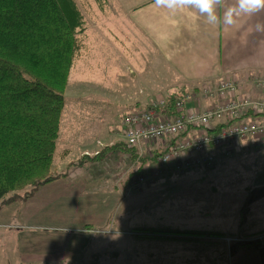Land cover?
<instances>
[{"label":"crops","instance_id":"1","mask_svg":"<svg viewBox=\"0 0 264 264\" xmlns=\"http://www.w3.org/2000/svg\"><path fill=\"white\" fill-rule=\"evenodd\" d=\"M75 1L84 16L85 30L83 34L89 42L88 44L87 42L86 44L83 43L82 34H80L81 49L84 47L85 50V46L86 48L98 46V40L95 36L90 39L87 37L86 31L89 28L95 31L101 29V31L112 34H114V31L116 32L114 35V40L117 42L116 62L119 65L122 64L121 68L123 70L122 74L118 75L119 77L117 76V86L123 94L136 96L132 102L139 95L145 98V96L162 94L163 91L166 92L165 95L167 96H191L194 92L197 94L203 87H216L219 80L224 77L241 81L244 93H247L245 90L250 88L249 90L254 91V94H256V88L253 84L247 83L251 82L256 76L264 75V31H256L255 29L257 23L264 24V11L253 16H242L237 24L227 26L223 24V15L226 9L235 3V0H221V3L217 5V12L221 18L220 24L214 27L208 25L206 19L196 13L195 10L183 9L172 14L167 9L157 7L155 0H100L97 2L99 6H94L89 10L83 9L84 0ZM106 3H108L107 6H105ZM103 54L108 56L110 51ZM95 55L97 56V54ZM76 57H80L79 53ZM128 72L133 75L128 76ZM137 86L140 87L138 88L140 89L139 92H137ZM185 99L187 109H202L200 111L206 110L210 107L208 105L213 103V100L207 98H204L200 103L194 102V97L189 98L190 100ZM142 105L144 104L129 106L126 110L131 111L134 108L146 107ZM167 106H173V110L169 111L166 108H161L160 112L162 114L175 113V102ZM121 107L124 108L125 106ZM165 110L166 112H164ZM100 143L104 144L103 151L99 150L101 149L99 147H96L94 152L87 148L81 154L88 155L90 159L97 157L94 161H98L101 166L104 162V170L109 171L110 163L103 160L106 153L104 150L107 147L115 146V142L112 141L111 136L104 141L101 140ZM122 144H125V142H122ZM57 149L53 166L58 158ZM113 154L117 155V166L119 167L123 166L120 164L123 162L130 161L129 165L132 163L133 168L127 170L128 174L131 173L130 177L132 179L146 173L139 159L137 161V157L130 156L126 151L118 149L114 150ZM137 164L139 165L136 166ZM81 169L83 173H86L87 170L83 167ZM82 172L78 177L74 172H69L67 177L63 176L42 185L37 191V196L41 190L46 191L45 200L41 205H39L37 199L35 207H31L34 200L33 196L27 201H21L25 206L24 212L31 208L35 213H43L45 220L59 219L62 216L63 222H75L76 227L66 228L47 224L45 232L35 233L29 230L34 226L28 225V221L25 222L23 219L15 223L13 221H0V228L8 226L6 224H16V227L19 228L8 230L2 234L3 238H5L4 235H7L3 247L6 249L9 247L8 264L9 262L10 264H70L71 260L76 257L86 256V250H83L87 241L93 238L95 235L93 233L96 232L87 229L93 226L92 223H87L89 220L87 214L91 213L93 205L89 203V200L87 201L85 192L88 189L94 190L96 187L98 191L100 190L99 185L105 183H110L111 186L109 187L112 191L118 193L121 191L122 196L127 190V194L137 191L132 187L129 178L117 177L119 174H115L114 177L93 175L94 178L90 177L83 182ZM60 173H64V171ZM70 176L71 178H68ZM164 177L161 176L160 178L163 179ZM160 178L154 180L151 185L157 183ZM228 181L230 183L231 178L226 177L220 180L217 177L213 187L227 184ZM93 184L96 187H93ZM45 185L47 186L44 187ZM261 186L260 192H257V187L238 200H236V197L222 198V200L215 196L199 198L205 209H197L195 213L197 216L200 214V218L204 214L210 215V222L214 228L199 227L193 229L221 233L222 235H205L206 237L215 238V241L217 237L225 234H237L238 226H243L242 224H244L243 235L251 236L263 232L264 227H255L257 222L264 223V184ZM249 188L248 185V190ZM218 194H221V192L219 191ZM70 199L74 202V205L69 204ZM226 200L230 203H226ZM56 203L58 205H54ZM14 204L10 205L13 206ZM68 206H76V211L71 213L64 211ZM153 206H156V204ZM78 212L82 214L80 218L77 217ZM19 214L20 212H17L15 216L19 218ZM157 214L161 217V213ZM32 215L34 213H31L30 216ZM74 217L77 219L73 220ZM195 220L194 226H197L198 219ZM119 224L123 226L122 222H119ZM134 224L135 228H164L142 223ZM201 225L200 221L199 226ZM25 227L29 229L22 231ZM10 239L13 241L9 242ZM154 239L162 241L159 238ZM197 239L198 237L182 240L163 239L171 243L177 241V243L175 246L169 244L170 246L165 248L163 252L164 262H159V264H221L223 260H218L216 255L223 249H227V252H229L228 264H264V243L261 245L231 246L224 242L226 247H222L223 249L221 247L211 248L214 246L208 244L211 247L203 246L200 248L202 244L196 243L195 245L194 242H204L205 238ZM215 241L205 242L216 243ZM154 251L156 252L154 253ZM160 253L161 249H149V254L153 256L155 254V257ZM81 262L89 264L86 261Z\"/></svg>","mask_w":264,"mask_h":264},{"label":"rangeland","instance_id":"2","mask_svg":"<svg viewBox=\"0 0 264 264\" xmlns=\"http://www.w3.org/2000/svg\"><path fill=\"white\" fill-rule=\"evenodd\" d=\"M99 1L100 0H84V6L82 7L83 9L89 10L94 6H99L97 3ZM107 5L108 3L105 4V6ZM115 33V31L114 34H112L101 31V29L95 31L92 28L86 31V35L89 39L92 36L97 38L98 46L87 48L85 46V50L83 47V49L78 51L80 57H76L77 59L75 58L70 75V82L66 91V103L62 114L60 134L57 141L58 158L55 165H52V172L54 174L64 171L67 172L65 176L67 177L69 176V172H74L78 177L82 172L81 167H83V169L87 170L86 173L82 172L83 176L81 177L83 182L90 177L94 178L95 176L93 175L98 177H114L115 174H119L117 177L129 178L130 182H132L133 180L130 177L131 173H127L128 169L133 168V166H131L132 163L129 165L130 161H128L120 163L123 165L122 167L117 166V155L113 154L114 150L117 149L124 152L126 151L130 156L137 157V161L140 159L139 161L141 162V166H144L145 172L149 171L151 166L158 164V162L155 161L156 157L151 159L149 154L150 150H152V153H157L164 149L161 139L147 142L142 147L130 148L127 144H122V142H126L124 136L125 126L123 122L130 112V110L126 109L129 106L144 104L142 106L151 107L160 118H164V116H174L176 110L175 113L172 114L170 112L162 114L160 109L166 108V110L170 111V109L165 106L173 104V102H177L179 99L186 98V96L171 95L175 98L174 101L171 102V96L165 95L166 92L163 91L162 94L145 96V98L139 95V97L136 98L138 101L134 100L132 102L133 98L136 96L123 94L117 86L118 77L122 74L123 70L121 68L122 64L119 65L116 62L117 42L114 40ZM81 39L83 43H89L87 41L88 39L84 37V34L81 35ZM108 51H110V55L106 56L103 54ZM95 54H97V56ZM127 75L133 74H129L128 72ZM239 82L243 87V83L241 81ZM247 84H252V82ZM138 88L140 87L137 86V92L140 90ZM249 89L250 88L244 90L257 98L263 95L259 89L255 90L256 94ZM191 97H194V102L198 103L204 98L211 99L213 103L208 106L214 107L230 99L228 94H222L219 91H216V94L207 96L203 92V89H200L197 94L194 92L190 98ZM121 106L125 107L122 108ZM146 107L142 109L146 111L149 110ZM166 110L164 112H166ZM190 130L189 128V131ZM111 136L112 141L115 142V146L107 147V149L104 150L106 153L103 160H107L110 163L109 171H106L103 167L104 162L101 166L98 161H94L97 157L95 159H90L88 155L84 156L81 152L87 148L94 152L96 147L101 148L99 150L103 151L105 147L100 141H104ZM144 160L146 161L145 164ZM138 165L139 164L136 166ZM217 177L220 180L229 177L231 178V182L229 183L228 181L227 184H220L219 186L213 187ZM68 178H71V176ZM263 179L264 147L253 143L247 138L246 141L240 143L239 149L233 155L224 158L220 164L214 166L210 170L195 166L185 168L183 173H169L165 175L163 179L160 178L158 182L153 185H151L152 183H147L142 187V190L132 191L129 192V194H127V190L124 196L121 195V191H119V193L112 191L111 187H109L111 186L110 183L99 185L100 190L98 191L95 184H93L92 186L96 187V189H88V191L85 192L87 201L89 200V203L93 205L91 213L87 214V219H89L87 223H92L93 226L87 229L95 231L96 233H93L95 234L93 238L86 243V247L83 250H86V256H80V258L76 257L71 260L70 264H78L79 262L83 264L81 261H86L89 264H159V262H164L165 256L163 252L165 248L170 246L169 244L175 246L177 241L171 243L163 239L161 241L145 237L148 232L135 231L136 226L134 227V223L180 229H196L199 227H210V229H213L214 226H212L210 222V215L204 214L200 218V214L197 216L195 213L197 209H205V207L201 205L202 201L200 199L206 196H215L221 200L222 198L227 199L230 197H236V200H238L239 198L245 197L250 190H254L257 187V192H260L262 188L261 185L264 184ZM248 185L250 186L249 190ZM27 188L28 189L20 191L19 194L24 197L26 192L31 189L30 187ZM219 191L221 194H218ZM45 197V190H41L38 196L36 192L32 197L34 200L32 201L31 207H35L37 199L39 205H41ZM20 199L21 197H16L15 201L10 203H15L13 206L8 204L10 205L9 207L3 206L0 208V212H5L3 214L0 213V221H13L15 223L23 219L25 222L28 221V225H33L34 227L32 229L25 227L22 231L29 229L35 233L45 232L47 230L45 227L47 224L52 226L59 225L60 227L66 228L77 226L75 222H63L62 216L59 219L54 218L45 220L46 218L43 213H35L31 208L24 212L23 209L25 206ZM27 200L25 199L24 201ZM225 202L230 203L228 200ZM69 204L74 205V202L70 199ZM154 204H156V206H153ZM54 205H58V203ZM226 206L228 205L226 204ZM165 210L167 211L165 212ZM64 211H69V213L75 212L76 206H68ZM17 212H20L19 218L15 216ZM156 212L161 213V217ZM31 213H34V215L30 216ZM81 215L82 214H79V212L77 213L78 218H80ZM72 219L76 220L77 218L74 217ZM195 219H198L197 226H194ZM200 221L202 224L201 226H199ZM119 222H122L123 226L120 225ZM6 225L8 226L0 228V264H8L7 255L9 254V247L7 249L3 247L7 235H4L5 238H3L2 234L8 230L19 229L16 227V224ZM242 225L243 226H238L239 230L237 234H235L236 236L249 238L261 235V233H256L257 235L252 234L251 236L243 235L244 224ZM255 227H264V223L257 222ZM218 238L219 237H217L215 241L216 243H209L214 241L212 237L210 239L206 237L204 242L194 243L195 245L196 243L202 244L200 248L203 246L211 247L208 245L214 246L211 248L226 247L224 241ZM8 241L12 242L13 240L10 239ZM262 243H264V241ZM228 245L240 246L241 244L231 243ZM155 248L156 250L161 249V253L157 257H155V254L154 256L149 254V249ZM227 251V249H223L216 255L218 260H223L221 264H228L229 252ZM155 252L156 251H154V253Z\"/></svg>","mask_w":264,"mask_h":264},{"label":"trees","instance_id":"3","mask_svg":"<svg viewBox=\"0 0 264 264\" xmlns=\"http://www.w3.org/2000/svg\"><path fill=\"white\" fill-rule=\"evenodd\" d=\"M84 30L75 0H0V208L67 175L54 174L52 165ZM135 230L169 240L222 235L170 227Z\"/></svg>","mask_w":264,"mask_h":264},{"label":"built area","instance_id":"4","mask_svg":"<svg viewBox=\"0 0 264 264\" xmlns=\"http://www.w3.org/2000/svg\"><path fill=\"white\" fill-rule=\"evenodd\" d=\"M251 82L263 95L257 98L244 93L239 80L225 77L216 87H203L207 96L216 94V91L230 96L227 102L204 111L187 109L185 98L175 102L176 114L172 117L160 118L151 107H147V111L132 109L123 122L127 146L142 147L159 139L164 145L161 152L152 153L150 150V158L156 157L158 164L151 166L141 177L132 179L134 190H142L144 185L161 176L183 173L185 168L192 166L210 170L233 155L247 138L264 147V75L254 77ZM218 239L242 246L261 245L264 234L249 238L225 235Z\"/></svg>","mask_w":264,"mask_h":264},{"label":"clouds","instance_id":"5","mask_svg":"<svg viewBox=\"0 0 264 264\" xmlns=\"http://www.w3.org/2000/svg\"><path fill=\"white\" fill-rule=\"evenodd\" d=\"M219 3L221 0H155L157 7L167 9L172 14L183 9L195 10L206 19L208 25L214 27L220 24L221 18L217 12ZM261 11H264V0H235V3L224 12L223 24L233 26L240 17L253 16ZM255 29L264 31V24L257 23Z\"/></svg>","mask_w":264,"mask_h":264}]
</instances>
